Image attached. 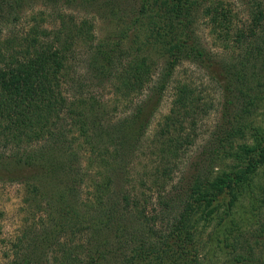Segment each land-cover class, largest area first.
Returning a JSON list of instances; mask_svg holds the SVG:
<instances>
[{"label":"trees","instance_id":"obj_1","mask_svg":"<svg viewBox=\"0 0 264 264\" xmlns=\"http://www.w3.org/2000/svg\"><path fill=\"white\" fill-rule=\"evenodd\" d=\"M137 1L138 11L125 26L134 31L133 39L125 30L121 33L119 42L130 41L125 49L127 41L92 47L93 24L70 16L59 15L51 30L43 27L44 19L32 17L28 29L5 35L0 31V141L14 151L5 172L28 170V187L34 183L32 187L46 196L54 193L52 199L64 203L61 224L35 239L24 234V255L17 254L9 264H216L220 253L231 257L227 264H264L254 247L264 246V224L250 243L235 220L247 200L252 206L264 204V183H255L264 167V125L248 120L257 116L264 83L252 80L254 72L249 75L244 68L255 70L259 63L264 78V8L251 0L247 21L238 24L218 2ZM106 2H112L107 10L113 26L121 29L122 18L116 16L123 1ZM23 6L24 0H0V25H21ZM198 7H203L222 50L239 51L242 66L233 70L223 62L222 72L212 70L224 99L220 122L188 165L187 175L172 184L180 154L195 145L198 124L212 103L187 84L178 85L168 115L151 136L147 133L182 60L204 69L217 65L194 32ZM144 29L150 34L142 37L139 30ZM78 42L87 46L91 70L108 80L116 99L143 95L115 122V111L106 116L102 108L107 101L76 85L71 76L69 64L76 59ZM133 45L135 59H130ZM158 45L163 58L159 71L147 51ZM142 140L158 149L156 166L131 175L126 162L134 156L130 143L141 146ZM72 162L74 174L67 166ZM73 199L79 203L76 209L68 202ZM201 224L204 232L212 227L204 259L198 256Z\"/></svg>","mask_w":264,"mask_h":264},{"label":"rangeland","instance_id":"obj_2","mask_svg":"<svg viewBox=\"0 0 264 264\" xmlns=\"http://www.w3.org/2000/svg\"><path fill=\"white\" fill-rule=\"evenodd\" d=\"M96 1V3H92L89 0H24L23 11L25 16L19 22L22 24L16 27L0 25V31L2 35H5L11 31L17 32L23 28L28 29V27L34 24L33 18H36L38 22L44 19L45 22L42 23L43 27L51 30L58 26L60 16L66 19L70 16L72 18L74 17L77 21L88 20L93 24L92 32L94 34V41L91 43L92 47L100 43L108 44L107 48L114 46L115 43L120 41V37L122 36L121 33L124 30L129 38L131 36L133 39L132 33H134V31H132V29H126L125 26L132 23L133 17L136 11H138V1L122 0L123 5L117 6L120 10V15L116 17L121 16V20L123 21L120 26L121 29H115L111 21V16L108 15L107 9L112 7V2H106L107 0ZM210 1L221 3L222 8L224 10H229L232 16L235 17V23L237 22L238 24H243L247 21L248 12L253 8L251 0H205L204 6L211 3ZM106 3H110V5L106 6ZM258 3L264 8V0H258ZM202 9L203 7H198V11L194 13V32L198 37L199 43L207 51L214 54V60L217 61V65L214 69H204L195 63L185 59L182 60L175 68L169 87L164 94L159 109L151 119L149 131L147 133V137L151 136L157 128V124L162 121L163 117L168 115L173 95L175 94L174 89L178 85L187 84L195 94L205 98L208 104L212 103V108L209 109L208 114H205L201 118L198 124V129L195 132V145L190 147L185 154H180V160L178 162L179 169L174 174V181L172 184H174L179 177L187 175L188 165L192 162V159L199 154L204 142H207L210 136H213L217 124L220 122L219 119L221 118L224 99L219 84L211 78L214 72H222L219 63L228 62V66L232 67L233 70L235 66V68H240V66H242H238L237 62V60L240 59L239 51L233 52L226 50L225 52L222 50L223 46L215 39L213 29L209 26L207 18L202 13ZM123 18H126L125 21ZM140 31H144V34L141 35L142 37L145 34H150V31H146V29L139 30V32ZM162 31L163 30L159 29V32ZM129 38L126 39L127 44L125 40L119 42L121 44L125 43L124 49L128 47V43L131 41V38L130 41ZM88 45L90 46V44ZM131 47L129 57L130 59H135V47L134 45ZM157 47L158 49L150 46V50L147 51L151 54L149 57L157 63V71H159L163 65L161 63L163 58L160 46L158 45ZM87 50V46H85L84 43H77L75 51L76 59H73L69 64L71 66V76L77 82L76 85L79 84L80 87L83 85L86 89H89V92L92 90L95 96L102 97L104 101H107L106 104H108V106L102 108L106 116L107 112L112 114L111 111H115L112 114L113 121L115 122L117 119L122 118L125 113H130L135 104L143 98V95L140 94L138 96L133 93L130 96L131 99L128 98L123 101L116 99L112 94L113 90H111V84L108 80L107 82L106 80L102 81L101 77H96L95 72L91 70L90 56L87 54ZM249 66L250 65H245L244 68L249 75L254 72L255 76H252V80L255 79V81L263 84L264 78L260 76L263 71H261L259 63H257V68L255 70ZM78 92L80 91L77 89L76 93ZM70 93L75 94L74 91H70ZM252 117L253 118L248 120L251 121L254 126H257V124L258 126L264 125V94L259 101L257 116ZM104 123H107V121ZM103 128L105 130L104 124ZM72 140L71 138V141ZM113 143L117 145L119 141H114ZM140 144L141 146H138L139 143L137 142L130 143V149L132 151L134 150V156L126 157V162L129 164L127 171H129L131 175L153 171L155 168L154 166H156L155 155L158 149L144 140H142ZM77 145H79V143ZM75 146L76 144H74L73 149L76 150ZM12 155H14L13 148L10 146L5 147L0 141V264H9L14 260L17 254L19 256L24 255V248H22V238L24 234H27L30 239L32 237L35 239L37 236H43L45 232H49L55 225L61 224L62 215H60V210L64 204L56 198L52 199L54 193L50 196H46L44 194L45 191L40 190L37 185L35 186L38 190L32 187L34 183H31V187H28L26 178L31 176L28 170L22 174H18L12 170L7 174L4 167L9 166L7 162H11ZM67 166L68 170L74 174L76 171L75 163L72 162L71 164H67ZM260 180L264 183V167L257 172L255 183L257 184ZM69 184L71 185V183ZM169 188H171V186L167 187V189ZM29 190L33 191L32 194L28 193ZM226 200H228V198H226ZM68 202L70 205H74V209H76L75 206L79 204L77 199L68 200ZM239 208L241 213L239 216L236 215L237 219L235 218L240 227L238 231L248 234L250 243H252L254 239L252 236H258L260 230L263 228L264 204L252 206L250 201L247 200V202ZM211 230L212 227L210 226L209 230L206 228L204 232V226L202 224L198 229V236L200 237H198V256L203 259L207 251V239L208 235L212 232ZM254 247L259 248V250H256V256L264 257V246L258 247L254 245ZM215 257L216 264H227L229 262L228 260L231 258L225 253H220Z\"/></svg>","mask_w":264,"mask_h":264}]
</instances>
